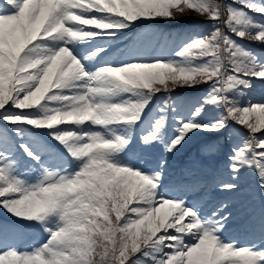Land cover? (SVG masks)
Here are the masks:
<instances>
[{
    "label": "snow or ice",
    "instance_id": "1",
    "mask_svg": "<svg viewBox=\"0 0 264 264\" xmlns=\"http://www.w3.org/2000/svg\"><path fill=\"white\" fill-rule=\"evenodd\" d=\"M257 87L264 0H0V209L14 221L0 264H264ZM178 90L200 92L186 109ZM197 140L208 159L227 144L226 178L208 179L229 199L195 198L208 183L192 170L169 182V157ZM137 143L165 155L134 162ZM246 176L260 208L241 244L225 233ZM18 225L47 239L21 248Z\"/></svg>",
    "mask_w": 264,
    "mask_h": 264
},
{
    "label": "rangeland",
    "instance_id": "2",
    "mask_svg": "<svg viewBox=\"0 0 264 264\" xmlns=\"http://www.w3.org/2000/svg\"><path fill=\"white\" fill-rule=\"evenodd\" d=\"M190 19L194 20V22L192 23V25L198 21V18H196V17L185 18V19H182L181 21H179L178 24H175V25H174L173 23H171L172 26H171V28H169V29L163 27V23H165V21H160V22H158V23H161V24L158 25V26H157V25H154V24H152V25H150V24H146V25L142 26L141 28L136 29V34L144 36L145 33L148 31V32H150V35H149L148 38H147V39H149V40H151V39L153 38L154 35L157 36V37H159L161 34H163V35H168L169 33H172V34L174 35V34L177 33V32H181V31H183V30H185V29L191 27L192 25H186V24L183 25V24H182L184 21H188V20H190ZM180 23H181V24H180ZM159 29H162V30H159ZM205 87H206V86H205ZM255 90H256L257 92H261V94L264 93V89H262V88H260V87H259V89H255ZM199 92H200V90H197V92H191V93L188 94V96H190L191 94H194V95L198 96V95H199ZM252 92H253V91H252ZM188 96L185 95V98L188 97ZM183 98H184V97H183ZM185 98H184V99H185ZM182 101L184 102V100H182ZM194 102H195V101H194ZM194 102H192V103H194ZM187 105H188V104H186L185 102L183 103V106H184V107L187 106ZM242 131H243V129H242ZM235 140H236V138L234 137L232 142H235ZM193 143H194V141H193L189 146H191ZM247 196H249V195L247 194ZM0 210H1L2 213L8 215L3 209H0ZM8 216H9V215H8ZM10 217H11V216H10Z\"/></svg>",
    "mask_w": 264,
    "mask_h": 264
}]
</instances>
